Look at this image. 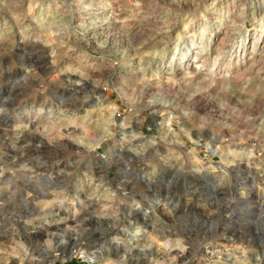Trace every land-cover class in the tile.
I'll list each match as a JSON object with an SVG mask.
<instances>
[{"label":"rangeland","instance_id":"374dc122","mask_svg":"<svg viewBox=\"0 0 264 264\" xmlns=\"http://www.w3.org/2000/svg\"><path fill=\"white\" fill-rule=\"evenodd\" d=\"M0 140V264H264V0H0Z\"/></svg>","mask_w":264,"mask_h":264},{"label":"bare ground","instance_id":"6f19581e","mask_svg":"<svg viewBox=\"0 0 264 264\" xmlns=\"http://www.w3.org/2000/svg\"><path fill=\"white\" fill-rule=\"evenodd\" d=\"M137 7V6H136ZM97 11H98V13L100 14L101 13V10H102V7H98L97 9H96ZM110 15V14H109ZM140 16V15H139ZM111 19V18H110ZM112 22L107 18L105 21H103V22H101L100 24H98V25H96V24H91V25H89L88 27H87V29L83 32V35L84 36H86L87 34H91V29L93 28V27H95V26H97V28H93V29H95L96 31H98L95 35H91L90 37H93V40L94 39H97V38H105V43H107V42H111L113 39V36H114V34L112 33V32H108V28H109V26H110V24H111ZM105 31H107V35L105 36V35H103V33H105ZM88 40V39H87ZM91 40V39H90ZM151 41V40H150ZM82 43H84L86 46H90V45H92L93 43H94V41L92 42V41H81V40H79V41H77V43H76V47L75 46H73V47H75V48H78L79 49V47H82L84 44H82ZM112 43V42H111ZM153 43V42H152ZM64 44H66V43H64ZM110 44V43H109ZM155 44H156V42H155ZM71 45V44H70ZM40 47V46H39ZM45 47V46H44ZM72 47V49H74ZM68 49H70V48H68ZM238 50V49H237ZM203 58V55H201V52H199L196 56H195V59H194V61H193V65H195V64H198V63H200L201 62V59ZM206 61H202V63L200 64L201 66L203 65V63H205ZM255 65V64H254ZM190 66V63H186L185 65H183V67H177V68H175L174 67V69H173V72L171 73L172 74V76L173 77H176V78H179V79H181V80H183L184 78H185V75H186V69H187V67H189ZM201 68V67H200ZM198 69V68H197ZM126 71V70H125ZM189 75V74H188ZM183 78V79H182ZM194 79V78H193ZM87 80H85L84 81V84H87V82H86ZM155 105H159L158 103L157 104H155ZM160 106H162V107H167V106H164V104H160ZM7 117V116H6ZM133 119V118H132ZM106 120V119H105ZM104 120V121H105ZM107 123H109V120H108V122H105V123H103V125L102 126H100V127H97V129H95V133L94 132H91L92 134L94 133L95 134V136H96V140L95 141H93V142H91V143H88V144H86L83 140L82 141H78V143L79 144H82L83 146H84V148H86V149H91V148H94V149H96L101 143H103V142H109V140H110V138H111V136L113 135V127H110ZM110 124V123H109ZM133 122H130V129H132L131 130V133H132V136H130L129 137V139L131 140V141H134L137 137H136V134L137 133H135V132H133V130H135V131H137V128H135V127H133ZM136 126V125H135ZM110 127V128H109ZM78 128V127H77ZM85 129V128H84ZM91 129V128H90ZM194 130V129H193ZM84 131V134H85V136H87V135H89V133H90V130H89V128H87L86 130H83ZM82 131V132H83ZM204 131V130H203ZM73 134H77L78 132H79V130L78 129H74L73 128ZM201 135H203V132H199ZM163 134H165L168 138H169V136H171V135H169L170 134V132H169V130L167 129V130H165V128H164V132H163ZM206 134L209 136V139H210V141L211 142H215L216 140H217V138H219V137H217V134H211V132L210 133H208V132H206ZM169 135V136H168ZM48 136V135H47ZM124 136H126L125 134H124ZM79 137V136H78ZM164 137V136H163ZM82 138V137H81ZM86 138V137H85ZM165 138V137H164ZM172 138V137H171ZM170 138V139H171ZM173 142H175L174 140H173V138L171 139ZM171 140H170V142H171ZM0 141H2V140H0ZM44 144H45V142H43ZM10 144H8V146H9ZM48 145V144H47ZM49 146V145H48ZM51 146V145H50ZM6 148V147H5ZM12 148V147H11ZM39 149V148H38ZM42 149V148H41ZM17 150V149H16ZM33 150H35V149H33ZM146 150H148V149H146ZM27 151V150H26ZM77 151V150H76ZM15 152V151H14ZM53 152V151H52ZM89 152V151H88ZM119 152V151H118ZM156 152V151H155ZM6 153V152H5ZM39 153V152H38ZM30 154H31V152H30ZM86 154V153H85ZM195 155V154H194ZM24 156V155H23ZM27 156V155H26ZM29 156V155H28ZM75 156V155H74ZM14 157V156H13ZM25 157V156H24ZM32 157H33V155H32ZM82 157H84L83 156V154H82V156L80 157V158H82ZM109 157V153H108V155L107 156H99V157H97L96 158V160L100 163V165H102V166H105L106 167V163H107V158ZM195 157V156H194ZM156 158V157H155ZM3 159V158H2ZM27 159V158H26ZM117 159V158H116ZM123 159V158H122ZM20 160V159H19ZM76 160V159H75ZM18 161V160H17ZM78 161V160H77ZM121 161V160H120ZM35 162V161H34ZM127 162V161H126ZM36 163V162H35ZM158 164H160L159 162H157ZM2 164H3V162H2ZM78 164V163H77ZM127 164V163H126ZM31 165V164H30ZM124 165V164H123ZM152 166L153 165H156L155 163H152L151 164ZM108 166H109V163H108ZM122 166V165H121ZM161 167V166H160ZM248 167V165H244V164H239L238 165V168H240V169H244V168H247ZM6 168V167H5ZM24 168V167H23ZM159 169V168H158ZM29 170H31V169H29ZM28 170V171H29ZM41 170V169H40ZM44 170V169H43ZM6 171V170H5ZM27 171V172H28ZM104 171V170H103ZM121 171H122V173H129V172H132V170H131V168H129V166L128 165H124V166H122V169H121ZM106 172V171H105ZM120 172V171H119ZM146 172V171H145ZM10 173V172H9ZM36 173V172H35ZM107 173V172H106ZM105 173V174H106ZM144 173V172H143ZM13 174V173H12ZM141 174V172L139 173V179L140 180H143V177L140 175ZM156 174V173H155ZM237 174V173H236ZM28 175V174H27ZM35 176H37V175H35ZM34 176V177H35ZM38 176H41V177H44V176H46V172L45 171H42L40 174H38ZM145 176V175H144ZM7 177V176H6ZM33 177V178H34ZM48 177H49V175H48ZM37 178V177H36ZM35 178V179H36ZM40 178V177H39ZM128 178V177H127ZM41 179V178H40ZM50 179V178H49ZM145 179V178H144ZM127 180V179H126ZM27 181V180H26ZM146 181H148L147 179H146ZM2 182V181H1ZM37 182V181H36ZM240 182H241V184H243L244 183V180L243 179H240ZM119 185V184H118ZM13 188H14V186H12ZM122 187V191L123 192H126L127 193V195H132L133 196V193H134V187H135V185H133L132 183H128V181L127 182H124V185L123 186H121ZM243 187V186H242ZM17 188V187H16ZM9 189H11L10 187H9ZM241 189H243V188H241ZM48 192H50V189L47 191V193L45 194V196L46 197H49V196H51L50 194H48ZM56 193V192H55ZM54 193V194H55ZM122 193V192H121ZM1 194V193H0ZM52 194V193H51ZM56 195V194H55ZM54 195V196H55ZM44 196V197H45ZM260 199H262V200H264V195H262L261 196V198ZM3 201V200H2ZM90 205H92L93 203L92 202H90L89 203ZM9 207V206H8ZM35 207V206H34ZM232 209V211H233V208H231ZM80 210H76L75 211V213H74V215H73V223L75 224V225H77L78 227H80V224H81V220H80V212H79ZM96 220H97V222L96 223H98V225L99 226H101V228H99L102 232H101V236H104V237H107V234L108 233H111V234H119L120 232H121V229H120V225L119 224H117V221H110V220H108V219H106V218H104L103 216L101 217V218H95ZM104 228H103V227ZM110 226H112L113 227V229H115L116 231L115 232H111V230H113L112 229V227H110ZM98 229V228H97ZM149 230H150V228H148ZM122 230H123V227H122ZM153 230V229H152ZM149 232V231H148ZM151 232V231H150ZM134 234L136 233V232H133ZM151 234V233H150ZM154 234V233H153ZM147 235V234H146ZM149 235V234H148ZM169 236V235H168ZM152 237V236H151ZM164 237V236H163ZM170 238V237H169ZM171 241V240H170ZM169 241V242H170ZM157 243V242H156ZM166 244H167V242H165ZM179 244V243H178ZM155 245V244H154ZM177 245V244H176ZM227 246V245H226ZM152 247V246H151ZM159 247V246H158ZM177 247V246H176ZM179 247V246H178ZM185 246H183L182 247V249L180 248V250L178 251V252H175L174 253V261L177 263V262H181V258H182V256H183V254H184V252H185V248H184ZM160 249V248H159ZM178 249V248H177ZM161 250V249H160ZM153 251V250H152ZM151 251V252H152ZM163 251V250H162ZM175 251V250H174ZM73 253V252H72ZM71 253V254H72ZM159 253V252H158ZM162 253V252H161ZM170 253V252H169ZM169 253L166 251L165 253L163 252V256H168L169 255ZM173 253V252H172ZM159 255V254H158ZM182 255V256H181ZM153 256V255H152ZM185 256V255H184ZM263 258H264V252H263ZM141 257V256H140ZM162 257V256H161ZM168 257H170V256H168ZM150 257H148V259H149ZM154 258V257H153ZM171 258V257H170ZM56 259H57V257H52V262L54 263L55 261H56ZM137 261H138V259H136ZM194 261V260H193ZM130 262V261H129ZM195 263V262H194ZM183 264V263H182Z\"/></svg>","mask_w":264,"mask_h":264}]
</instances>
